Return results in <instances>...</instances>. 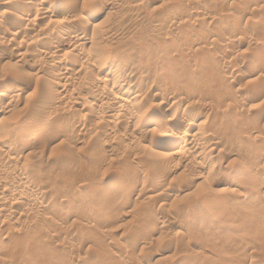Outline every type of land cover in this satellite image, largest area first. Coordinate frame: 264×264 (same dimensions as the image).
I'll return each mask as SVG.
<instances>
[{
  "label": "rangeland",
  "instance_id": "obj_1",
  "mask_svg": "<svg viewBox=\"0 0 264 264\" xmlns=\"http://www.w3.org/2000/svg\"><path fill=\"white\" fill-rule=\"evenodd\" d=\"M0 264H264V0H0Z\"/></svg>",
  "mask_w": 264,
  "mask_h": 264
},
{
  "label": "bare ground",
  "instance_id": "obj_2",
  "mask_svg": "<svg viewBox=\"0 0 264 264\" xmlns=\"http://www.w3.org/2000/svg\"><path fill=\"white\" fill-rule=\"evenodd\" d=\"M6 4V3H5ZM44 13L45 14H47L48 13V11L47 12H45L44 11ZM30 22H33V20H30ZM70 36H71V46H73V48H76V47H78V46H80L81 44H80V42H84V43H86V44H88V43H91L90 41H88V40H86V39H84L82 36H81V34H77V33H71V34H69ZM69 36V37H70ZM61 51V49L59 48V47H57V46H52V47H50L49 48V53H48V55H50V54H52V55H55V54H57V53H59ZM115 56V55H114ZM104 63L106 64L107 62L104 60ZM114 82V84H115V86H117V85H121L122 84V81L119 79V78H115V80L113 81ZM177 91L174 89H169V90H167L166 91V94H169V96H171V97H175V95H177ZM170 99V98H169ZM168 99V100H169ZM136 118V117H135ZM171 148H173V146H167V149H171ZM129 176H131V175H129Z\"/></svg>",
  "mask_w": 264,
  "mask_h": 264
}]
</instances>
